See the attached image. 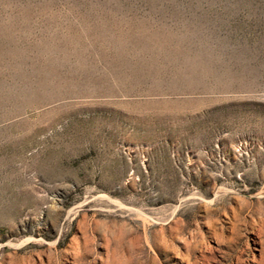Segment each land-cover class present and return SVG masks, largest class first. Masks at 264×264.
<instances>
[{
  "label": "rangeland",
  "instance_id": "obj_1",
  "mask_svg": "<svg viewBox=\"0 0 264 264\" xmlns=\"http://www.w3.org/2000/svg\"><path fill=\"white\" fill-rule=\"evenodd\" d=\"M0 264H264V0H0Z\"/></svg>",
  "mask_w": 264,
  "mask_h": 264
}]
</instances>
